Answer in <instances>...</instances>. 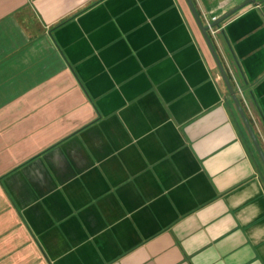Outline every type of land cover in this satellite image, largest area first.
Listing matches in <instances>:
<instances>
[{
    "label": "crops",
    "instance_id": "obj_1",
    "mask_svg": "<svg viewBox=\"0 0 264 264\" xmlns=\"http://www.w3.org/2000/svg\"><path fill=\"white\" fill-rule=\"evenodd\" d=\"M208 34L264 151V0ZM0 264H264V168L185 0H0Z\"/></svg>",
    "mask_w": 264,
    "mask_h": 264
},
{
    "label": "water",
    "instance_id": "obj_2",
    "mask_svg": "<svg viewBox=\"0 0 264 264\" xmlns=\"http://www.w3.org/2000/svg\"><path fill=\"white\" fill-rule=\"evenodd\" d=\"M193 17H194V20L211 52V55L216 63V66L218 68V71L223 79V82L227 88V91L236 107V110L240 116V119L243 123V126L244 128L246 129V132L257 152V155L262 163V166L264 168V151L262 150V147L260 146L259 142H258V139L254 133V130L249 122V119L248 117L246 116V113L236 95V92L230 82V79L228 77V74L226 72V70L224 69L215 49H214V46L212 44V41L210 39V36L208 34V31L213 28V27H216L220 24L221 21H223L226 17H228L230 14L234 13L235 11H237L239 8L245 6L246 4L248 3H251V2H255L256 0H246L244 2H242L241 4H239L238 6H236L235 8H233L232 10H229L228 12H226L225 14H223L222 16L216 18L215 20H213L212 22L210 23H206L204 24V22L202 21L199 13H198V10L196 9L195 5H194V2L193 0H185Z\"/></svg>",
    "mask_w": 264,
    "mask_h": 264
}]
</instances>
